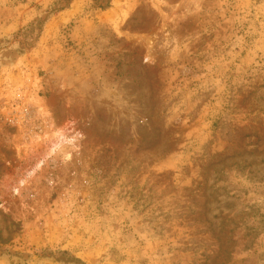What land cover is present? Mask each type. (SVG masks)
<instances>
[{
  "label": "rangeland",
  "instance_id": "rangeland-1",
  "mask_svg": "<svg viewBox=\"0 0 264 264\" xmlns=\"http://www.w3.org/2000/svg\"><path fill=\"white\" fill-rule=\"evenodd\" d=\"M0 264H264V0H0Z\"/></svg>",
  "mask_w": 264,
  "mask_h": 264
},
{
  "label": "trees",
  "instance_id": "trees-1",
  "mask_svg": "<svg viewBox=\"0 0 264 264\" xmlns=\"http://www.w3.org/2000/svg\"><path fill=\"white\" fill-rule=\"evenodd\" d=\"M13 225H14V226H17V222H13Z\"/></svg>",
  "mask_w": 264,
  "mask_h": 264
}]
</instances>
